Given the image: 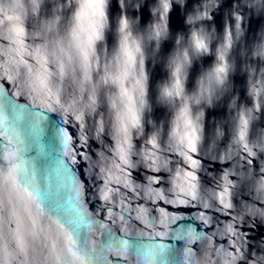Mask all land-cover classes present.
<instances>
[{
    "label": "water",
    "instance_id": "water-1",
    "mask_svg": "<svg viewBox=\"0 0 264 264\" xmlns=\"http://www.w3.org/2000/svg\"><path fill=\"white\" fill-rule=\"evenodd\" d=\"M0 264H264V0H0Z\"/></svg>",
    "mask_w": 264,
    "mask_h": 264
},
{
    "label": "snow or ice",
    "instance_id": "snow-or-ice-1",
    "mask_svg": "<svg viewBox=\"0 0 264 264\" xmlns=\"http://www.w3.org/2000/svg\"><path fill=\"white\" fill-rule=\"evenodd\" d=\"M218 79V78H217ZM75 134V133H74ZM85 179H86V175H85Z\"/></svg>",
    "mask_w": 264,
    "mask_h": 264
}]
</instances>
